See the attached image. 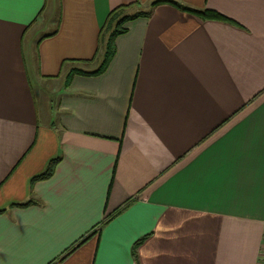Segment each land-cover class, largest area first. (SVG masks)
Returning <instances> with one entry per match:
<instances>
[{"label":"crops","instance_id":"1","mask_svg":"<svg viewBox=\"0 0 264 264\" xmlns=\"http://www.w3.org/2000/svg\"><path fill=\"white\" fill-rule=\"evenodd\" d=\"M153 1L0 3V264H51L130 199L58 264H264V0L159 4L65 85Z\"/></svg>","mask_w":264,"mask_h":264},{"label":"trees","instance_id":"2","mask_svg":"<svg viewBox=\"0 0 264 264\" xmlns=\"http://www.w3.org/2000/svg\"><path fill=\"white\" fill-rule=\"evenodd\" d=\"M164 3L171 4V5L177 7L181 10H184V11L190 12L196 16H199L202 19L223 20V21L228 20L227 17H225L224 15H222L216 11L193 9V8L187 7V6L177 2L175 0H155L149 5V8L147 10H142L140 8V5L138 2L130 3L128 5L117 6L111 10V12L109 13V15L106 19V22L104 23V25L102 26L101 31H100V42H102V45H103V52H102V58H101V62L99 64V66L95 70H92V71H87V70L81 68L80 66L72 68L69 71V73L65 79V85L67 86L70 84L72 77L75 74L95 76V75H99V74H102L103 72H105L106 69L108 68L110 62L112 61V59L115 55V52H116V46H115L116 37L127 31L126 23L128 21L136 19L138 17L150 16L153 12V9L157 5L164 4ZM59 160H60L59 158L52 160L49 163L47 169L43 173H41L38 176L33 178L32 184H35L36 182L41 181V180H46V179L51 178L54 174L56 165L59 162ZM32 203H33V201H28L27 203L21 204L19 206L27 207V206L31 205ZM131 203H132V199L123 203V205H121L113 213L108 214L105 217V219L102 221V223L100 224V228H102L108 222H110L117 214H119L120 212L127 209ZM100 228H98L97 230L93 231L91 234H88L87 236L82 238L79 242H77L70 249H68L66 251V253L60 259H58L57 261H55L51 264H58L66 256L71 254L80 245H82L90 236L99 232ZM141 241L142 240L136 242L135 246H138L141 243Z\"/></svg>","mask_w":264,"mask_h":264},{"label":"rangeland","instance_id":"3","mask_svg":"<svg viewBox=\"0 0 264 264\" xmlns=\"http://www.w3.org/2000/svg\"><path fill=\"white\" fill-rule=\"evenodd\" d=\"M101 58H102V54H100L99 59H98V61H97V63H96L95 66H97L98 64H100L99 62H101ZM34 86H35V85H34ZM35 88H36V86H35ZM47 95L49 96V94H47ZM49 97H50V99L52 100V103H53V102L55 103V101H56V99H55V95L51 94ZM50 99H49V101H50ZM54 103H53V104H54Z\"/></svg>","mask_w":264,"mask_h":264},{"label":"snow or ice","instance_id":"4","mask_svg":"<svg viewBox=\"0 0 264 264\" xmlns=\"http://www.w3.org/2000/svg\"><path fill=\"white\" fill-rule=\"evenodd\" d=\"M3 2V0H0V3H2Z\"/></svg>","mask_w":264,"mask_h":264}]
</instances>
